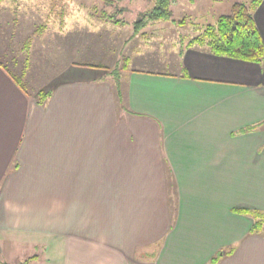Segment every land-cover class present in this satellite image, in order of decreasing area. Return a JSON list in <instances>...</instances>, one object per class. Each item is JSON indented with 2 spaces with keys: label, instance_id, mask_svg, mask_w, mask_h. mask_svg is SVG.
<instances>
[{
  "label": "crops",
  "instance_id": "crops-1",
  "mask_svg": "<svg viewBox=\"0 0 264 264\" xmlns=\"http://www.w3.org/2000/svg\"><path fill=\"white\" fill-rule=\"evenodd\" d=\"M61 1L0 0V61L32 88L0 65V258L32 247L41 254L17 264H264V223L253 232L245 213L264 214V61L158 29L154 42L138 40L154 50L136 57L150 69L114 77L71 62L53 86L35 87L33 49L71 48L80 25L81 10ZM255 20L264 42V0Z\"/></svg>",
  "mask_w": 264,
  "mask_h": 264
},
{
  "label": "rangeland",
  "instance_id": "rangeland-1",
  "mask_svg": "<svg viewBox=\"0 0 264 264\" xmlns=\"http://www.w3.org/2000/svg\"><path fill=\"white\" fill-rule=\"evenodd\" d=\"M236 1H243V3L246 4H250L251 2V0H231L221 4L220 1L217 0H175L171 7L173 11L172 19L167 22H148L145 26L152 23L154 24V28L150 29L146 27L144 33H142L141 30L145 26L136 32V22L154 7L156 0H71V2H69V0H62L61 3L63 7H69L78 11L81 10L79 12L80 18H78L80 19V25L76 27L73 32L72 36H74L75 41H72L71 48L54 46V42H51L46 44L39 43L33 49L34 52L31 53L32 57L30 59L33 63V70L36 72L39 81V84L35 87H41L45 84L53 86L54 83H57L58 78L68 69L67 66H69L71 62L76 63L83 70L95 69L99 66L107 67L111 71L118 68L116 73H113L114 75L112 74L114 77L119 75V71H121L123 77L125 72L135 68L150 69L149 67L151 66L144 64L142 59L138 60L136 57L140 55L138 54L139 51L144 53L146 48L150 50V52L154 50L150 49L151 44L149 43L143 44V49H141L142 45H140L138 49L140 43L138 40L154 42V39H152L150 35L157 30V33L163 32L168 38L173 37L175 40L183 39L185 43H189V41L200 34L206 26L215 25L220 16L230 14L231 5ZM33 2L34 1H32V3ZM41 2L42 1L38 3ZM67 2L70 4L68 5ZM1 5L9 8L14 7L12 0H3ZM38 10L35 11L38 12ZM84 11L87 14L89 12L88 18L92 19L94 22L93 25L97 27L88 29V26L84 24V21L87 20L84 18ZM29 12L31 16L32 9H26L25 16L23 17H26ZM30 16L25 20L31 25V23H33L34 14L32 15L33 18ZM1 17L4 18V15ZM3 18L1 19L3 25L0 23V51L4 50V42H6L9 35V29L6 28V24L4 23L6 20ZM36 18L38 17L36 16ZM36 21L37 20H35V22ZM158 29L163 30L161 32V30ZM31 32L33 33L32 30ZM134 36H138V38L135 39L136 37ZM19 37H21L22 40H27L29 36L24 37V35L19 34ZM14 39L13 41L16 42L17 38L15 37ZM152 46L154 47V45ZM160 46L164 49L169 48L171 47L170 41ZM135 49H138L137 53ZM150 54L146 53V58H149ZM27 55L28 53L21 55L20 58H29L30 56ZM2 61L9 66L14 74L22 75V72L18 69H14V67L10 65L9 61L11 60L9 58L3 57ZM123 71L125 72L122 74ZM43 81L45 82L43 83ZM24 82L28 87V83L25 79ZM28 89L32 88L28 87ZM5 249V254L0 260L5 261V259H7L10 264L24 262L29 257L41 254V250L31 247L29 252L24 251L19 255L17 252H14L9 258L7 252L13 249H8L6 247ZM27 254L29 256H26ZM30 264H45L44 257Z\"/></svg>",
  "mask_w": 264,
  "mask_h": 264
},
{
  "label": "trees",
  "instance_id": "trees-1",
  "mask_svg": "<svg viewBox=\"0 0 264 264\" xmlns=\"http://www.w3.org/2000/svg\"><path fill=\"white\" fill-rule=\"evenodd\" d=\"M174 1L156 0L155 6L136 22L137 29L144 27L148 22L170 21L173 16L171 7ZM261 2L262 0H252L250 4L235 3L230 14L220 16L215 25L206 26L200 34L189 41L188 46L204 48L219 56L262 64L264 42L255 20V11ZM0 65L11 75L17 86L25 94L30 95L24 77L13 74L1 61ZM116 71L111 72L113 74ZM50 94L51 91L40 92L39 102L44 103ZM245 213L256 221L253 232H259L264 223V214L257 211H246ZM215 261L216 259L212 263Z\"/></svg>",
  "mask_w": 264,
  "mask_h": 264
}]
</instances>
